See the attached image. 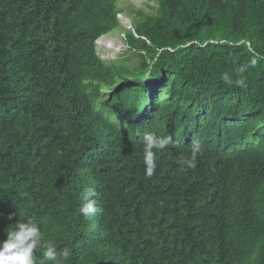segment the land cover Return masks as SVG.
<instances>
[{
    "label": "trees",
    "instance_id": "obj_1",
    "mask_svg": "<svg viewBox=\"0 0 264 264\" xmlns=\"http://www.w3.org/2000/svg\"><path fill=\"white\" fill-rule=\"evenodd\" d=\"M120 2L0 0V241L30 218L64 264H264V0H148L134 67L96 53ZM148 134L177 145L150 177Z\"/></svg>",
    "mask_w": 264,
    "mask_h": 264
},
{
    "label": "clouds",
    "instance_id": "obj_2",
    "mask_svg": "<svg viewBox=\"0 0 264 264\" xmlns=\"http://www.w3.org/2000/svg\"><path fill=\"white\" fill-rule=\"evenodd\" d=\"M244 69H240L243 71ZM225 81L231 82L229 77H223ZM236 83L240 86L244 85L242 79ZM176 147V142L169 137H158L154 134L145 136L144 146V162L146 165L145 174L152 176L157 164L156 154L153 149L163 150L168 146ZM201 151V145L194 143L191 149V160L185 161L189 167H194L196 155ZM94 190H89L82 199L85 201L80 207V213L86 217H90L100 211L94 200L90 199L94 196ZM13 214H9L7 219L12 220ZM42 250L43 255L54 264H64L70 256L69 249L65 248L59 253L56 245L51 241H45L38 223L33 219H27L12 224L11 230L7 232L6 239L0 241V264H36L35 253Z\"/></svg>",
    "mask_w": 264,
    "mask_h": 264
},
{
    "label": "rangeland",
    "instance_id": "obj_3",
    "mask_svg": "<svg viewBox=\"0 0 264 264\" xmlns=\"http://www.w3.org/2000/svg\"><path fill=\"white\" fill-rule=\"evenodd\" d=\"M147 6L155 7L148 0H121L119 8L123 13L117 15L120 28L101 37L96 43V53L105 64H124L134 67L139 64V59L133 53L127 52L126 44L121 33L132 29L131 11L144 10L146 13H154ZM133 16V14H132Z\"/></svg>",
    "mask_w": 264,
    "mask_h": 264
},
{
    "label": "bare ground",
    "instance_id": "obj_4",
    "mask_svg": "<svg viewBox=\"0 0 264 264\" xmlns=\"http://www.w3.org/2000/svg\"><path fill=\"white\" fill-rule=\"evenodd\" d=\"M88 218H89V220H90L91 222H93L92 219H91L90 217H88Z\"/></svg>",
    "mask_w": 264,
    "mask_h": 264
}]
</instances>
